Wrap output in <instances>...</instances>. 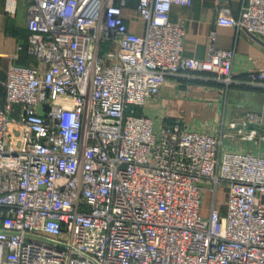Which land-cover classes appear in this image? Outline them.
Returning <instances> with one entry per match:
<instances>
[{"label": "built area", "instance_id": "2783aa9c", "mask_svg": "<svg viewBox=\"0 0 264 264\" xmlns=\"http://www.w3.org/2000/svg\"><path fill=\"white\" fill-rule=\"evenodd\" d=\"M189 1L137 0L135 33L127 0H27L35 63L9 66L0 103V264H264V152L137 114L169 76L233 81V49L182 54L169 14ZM217 23L264 35V0L222 7ZM249 82L264 86V67ZM247 124L239 137L260 146L264 114L229 128Z\"/></svg>", "mask_w": 264, "mask_h": 264}, {"label": "crops", "instance_id": "0c3cea01", "mask_svg": "<svg viewBox=\"0 0 264 264\" xmlns=\"http://www.w3.org/2000/svg\"><path fill=\"white\" fill-rule=\"evenodd\" d=\"M248 1L190 0L186 5H172L170 20L182 26L184 32L182 54L205 59L211 46L233 49V81L226 83L207 72L184 71L180 75L169 76L159 95L137 108L138 114L152 118L156 124L186 123L190 128L217 138L228 136L240 141L239 136L250 131V124L243 126L242 132L230 129L229 124L242 123L248 112L264 114V86L249 82V74L264 67V35L217 23L220 8H228L237 15ZM16 2V12L12 14L6 11L5 0H0L1 104L5 103L9 66L35 63L34 57L27 53L28 3L27 0ZM136 8L137 0H127L123 17L131 31L142 33L145 24ZM105 48H108L106 44ZM116 49L113 46V50ZM258 134H264V124L259 127Z\"/></svg>", "mask_w": 264, "mask_h": 264}, {"label": "rangeland", "instance_id": "374dc122", "mask_svg": "<svg viewBox=\"0 0 264 264\" xmlns=\"http://www.w3.org/2000/svg\"><path fill=\"white\" fill-rule=\"evenodd\" d=\"M106 50L103 47V43L100 46V53ZM138 114V110H137ZM186 124V123H185ZM223 144L228 146V149H238V148H244L246 151L250 152H257L261 151L264 152V142L260 146L254 143V141H244V140H237L235 138H230L228 136L223 138ZM227 191L222 190L221 188L218 189L216 192L215 202L217 207L220 208L221 212L225 213L227 209ZM212 196L213 192L210 190H205L202 197L201 202V209H200V215L203 219L208 218L210 207L212 204Z\"/></svg>", "mask_w": 264, "mask_h": 264}]
</instances>
